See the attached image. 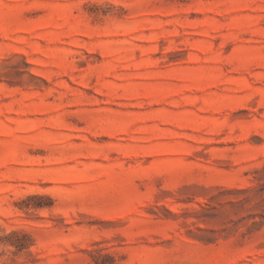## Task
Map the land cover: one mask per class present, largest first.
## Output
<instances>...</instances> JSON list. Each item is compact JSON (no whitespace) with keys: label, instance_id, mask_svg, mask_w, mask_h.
Wrapping results in <instances>:
<instances>
[{"label":"rangeland","instance_id":"rangeland-1","mask_svg":"<svg viewBox=\"0 0 264 264\" xmlns=\"http://www.w3.org/2000/svg\"><path fill=\"white\" fill-rule=\"evenodd\" d=\"M0 264H264V0H0Z\"/></svg>","mask_w":264,"mask_h":264}]
</instances>
